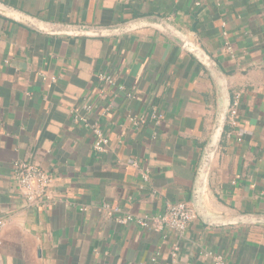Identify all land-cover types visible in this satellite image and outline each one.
Returning <instances> with one entry per match:
<instances>
[{"label":"crops","instance_id":"crops-1","mask_svg":"<svg viewBox=\"0 0 264 264\" xmlns=\"http://www.w3.org/2000/svg\"><path fill=\"white\" fill-rule=\"evenodd\" d=\"M0 2L61 25L158 16L214 67L152 28L86 39L1 18L0 264H214L217 256L225 264H264V225L215 227L196 212L181 234L120 222L177 203L193 208L223 82L240 96L238 124L227 123L212 156L203 207L219 220L264 215V0ZM103 74L115 86L101 82ZM86 103L93 106L87 115ZM153 108L163 115L159 123ZM78 115L109 138L108 152H95V136ZM130 115L148 120L137 127ZM23 161L52 174L57 203H26L12 178Z\"/></svg>","mask_w":264,"mask_h":264},{"label":"water","instance_id":"water-1","mask_svg":"<svg viewBox=\"0 0 264 264\" xmlns=\"http://www.w3.org/2000/svg\"><path fill=\"white\" fill-rule=\"evenodd\" d=\"M1 18L16 22L30 30L44 35L86 39H113L142 29L152 28L170 39L176 45L186 50L204 65L214 68L211 66L213 63L208 55L202 52L199 47L190 43L182 34L158 16L141 17L111 26L61 25L40 20L19 9L0 2V19ZM220 85L222 89V101L218 110L211 138L204 149L197 169L196 179L192 191V205L196 214L207 225L215 227L229 224L264 225V215H236L219 220L211 218L205 212V208L203 207V187L205 178L209 171L212 156L217 151L225 133L228 114L233 100V96L229 92L226 84L223 82L222 84L220 83Z\"/></svg>","mask_w":264,"mask_h":264},{"label":"built area","instance_id":"built-area-1","mask_svg":"<svg viewBox=\"0 0 264 264\" xmlns=\"http://www.w3.org/2000/svg\"><path fill=\"white\" fill-rule=\"evenodd\" d=\"M198 5H200L198 3ZM99 80L107 85L115 86L114 78L108 75H100ZM129 97H131L129 95ZM240 96H233L232 105L229 110L227 123L231 127H235L238 124V113L240 106ZM93 106L86 103L83 106L84 113L90 114ZM86 115L77 116V119L81 121L86 127H89L95 136L94 150L95 152L102 154L108 152L109 138L95 125H90L86 118ZM151 119L159 123L163 119V115L153 108L151 112ZM148 120L147 116H129V121L137 127H141ZM147 180L148 177L144 175ZM13 181L21 193L26 203L29 205H52L57 203V199L54 197L52 191L53 176L50 172L43 169L37 164L30 162H19L14 165ZM83 211L86 209L83 208ZM196 218L195 211L189 203H177L169 205L164 213L158 216L139 217L134 219L132 216H125L120 219L123 224H129L134 222L144 230H155L158 232L171 230L176 233H184L190 223ZM6 220L0 217V231L5 227ZM176 256V253H174ZM214 264H225L222 257H214Z\"/></svg>","mask_w":264,"mask_h":264}]
</instances>
